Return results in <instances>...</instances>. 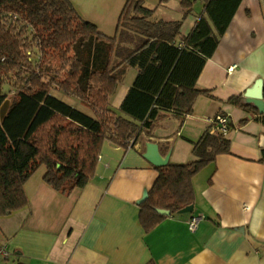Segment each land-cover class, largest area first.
<instances>
[{
  "label": "crops",
  "instance_id": "0c3cea01",
  "mask_svg": "<svg viewBox=\"0 0 264 264\" xmlns=\"http://www.w3.org/2000/svg\"><path fill=\"white\" fill-rule=\"evenodd\" d=\"M71 1L101 31L116 35L126 0ZM144 6L153 11L151 20H182L181 35L206 14L201 0L191 8L182 0H148ZM140 37L123 32L120 52L137 46ZM120 69L110 97L118 114L139 73L136 66ZM263 78L264 0H243L197 79L196 87L208 93L197 97L193 113L160 111L134 146L106 140L95 176L67 194L46 182V166H41L25 183L28 205L0 216V247L9 252L7 258L0 256V264H145L151 259L156 264H264V124L256 119L258 108L229 101L242 95L247 102L246 92ZM64 95L59 94L67 101ZM218 115L228 116L232 125L226 133L231 151L218 154L194 176L192 211L171 214L146 231L140 203L159 175L144 156L147 143L158 144L168 163L195 160L194 142L213 128L210 119ZM194 215L203 220L191 231Z\"/></svg>",
  "mask_w": 264,
  "mask_h": 264
},
{
  "label": "trees",
  "instance_id": "16d2710c",
  "mask_svg": "<svg viewBox=\"0 0 264 264\" xmlns=\"http://www.w3.org/2000/svg\"><path fill=\"white\" fill-rule=\"evenodd\" d=\"M146 1L126 0L116 35H108L71 0H0V107L13 93L0 117V216L28 205L25 183L41 166L46 182L63 193L84 187L95 176L106 140L134 146L160 111L186 116L197 97L208 93L196 87L197 79L243 0H201L206 14L186 35L180 34L182 20H151ZM195 1L182 3L191 8ZM125 31L136 32L141 41L120 52ZM115 55L122 61L116 63ZM124 65L139 73L118 114L110 97ZM54 86L80 98L94 115L62 99ZM229 101L257 108L242 95ZM256 119L264 124V112ZM230 151L226 134L208 129L193 144L195 160L156 166L159 175L140 203L145 230L169 216L159 209L175 214L194 205V176Z\"/></svg>",
  "mask_w": 264,
  "mask_h": 264
},
{
  "label": "water",
  "instance_id": "95a60500",
  "mask_svg": "<svg viewBox=\"0 0 264 264\" xmlns=\"http://www.w3.org/2000/svg\"><path fill=\"white\" fill-rule=\"evenodd\" d=\"M246 99L248 103H253L261 113L264 112V97H263V79H261L257 86L252 89L248 90L246 92ZM10 101L7 99L4 101V103L0 107V117L3 119L5 116L9 106H10ZM147 160H149L151 163H153L155 166H165L169 162L168 157H163L160 154L158 144L155 142H148L147 143V150L144 155ZM148 195V192L145 194L144 198L145 199ZM194 209V205H191L189 207H186L182 211H192ZM159 212L164 214V215H170L171 212L169 210L165 209H159Z\"/></svg>",
  "mask_w": 264,
  "mask_h": 264
},
{
  "label": "built area",
  "instance_id": "2783aa9c",
  "mask_svg": "<svg viewBox=\"0 0 264 264\" xmlns=\"http://www.w3.org/2000/svg\"><path fill=\"white\" fill-rule=\"evenodd\" d=\"M210 121L213 123V128L211 132H216V130H220L224 134L228 132L229 126V118L226 115H218L215 118H211ZM203 220L202 216L194 215L189 221V228L191 231H194L198 228L200 222ZM0 256L7 258L9 256V252L6 247H0Z\"/></svg>",
  "mask_w": 264,
  "mask_h": 264
},
{
  "label": "rangeland",
  "instance_id": "374dc122",
  "mask_svg": "<svg viewBox=\"0 0 264 264\" xmlns=\"http://www.w3.org/2000/svg\"><path fill=\"white\" fill-rule=\"evenodd\" d=\"M199 4H200V3L198 2L197 5H199ZM53 89H54L55 92L59 93V94L62 95V97H63L64 93L61 92V91H59V90H60L59 88H57V89L55 90V86H54ZM12 96H13V93H11V95H9V97H8V100H9L10 102H11V100H12ZM72 96H74V97H73V98H68L67 96L64 95V97L67 98V101H69V102H71V103H77V105H79L80 107H82L85 111H88V112H90L91 115H94V112L92 111V109H91L86 103L82 102L81 99L78 98V97H76L75 95H72ZM75 97H76V98H75ZM77 98H78L79 100H78ZM43 169H44V167H43Z\"/></svg>",
  "mask_w": 264,
  "mask_h": 264
}]
</instances>
